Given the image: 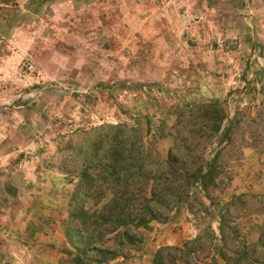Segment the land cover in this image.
<instances>
[{"label": "rangeland", "instance_id": "obj_1", "mask_svg": "<svg viewBox=\"0 0 264 264\" xmlns=\"http://www.w3.org/2000/svg\"><path fill=\"white\" fill-rule=\"evenodd\" d=\"M160 1L167 17L184 14L173 23L176 32L164 38L125 35L118 41L91 35L95 28L71 20L57 30L55 22L44 20L32 38L0 35V147H14V155L38 161L27 167L28 173L44 175L37 195L47 209H56L57 217L72 188L61 168L64 147L79 130L137 121L144 126L146 120L154 129L162 103L168 110L218 100L232 115L237 110L253 114L264 100V0ZM133 8L142 13V0H135ZM113 10L126 16L131 3ZM93 13L95 27V7ZM167 121L172 123L173 116ZM167 146V140L161 142L163 155ZM232 167L235 187L230 185L225 200L235 189L264 191V154L247 150L246 160ZM195 233L190 216L181 214L146 233L145 244L151 251L156 244H180ZM12 240L18 250V239Z\"/></svg>", "mask_w": 264, "mask_h": 264}, {"label": "trees", "instance_id": "obj_2", "mask_svg": "<svg viewBox=\"0 0 264 264\" xmlns=\"http://www.w3.org/2000/svg\"><path fill=\"white\" fill-rule=\"evenodd\" d=\"M260 103L253 114L232 115L218 100L168 110L162 103L154 129L146 120L79 130L61 160L72 186L59 211L70 252L57 264L127 260L141 251L142 231L181 214L190 216L194 237L158 247L150 264H264V191L223 198L232 165L247 150L264 154Z\"/></svg>", "mask_w": 264, "mask_h": 264}, {"label": "crops", "instance_id": "obj_3", "mask_svg": "<svg viewBox=\"0 0 264 264\" xmlns=\"http://www.w3.org/2000/svg\"><path fill=\"white\" fill-rule=\"evenodd\" d=\"M119 2L120 5L117 6ZM125 2L131 3V12L121 16V11H115L113 7L121 8ZM134 2L135 0H0V35L8 38L11 32L14 36L32 38L35 35L33 29L40 26L44 20L49 23L55 22L56 30L63 21L71 20V22L80 23L84 28L86 26L90 29L95 28V31L90 32L91 35L104 34L103 36L112 37L118 41L125 35L141 39H159L170 36L169 32H176L177 27L174 29V24L184 19L182 11H179L180 14L176 16L172 15V18L167 17L163 13L166 5L164 6L160 0L156 2L142 0L144 9L142 13L137 14L133 8ZM207 5L210 6L209 3ZM93 7H95L96 16L93 20L95 27L91 26V20L94 19ZM69 29L58 30L68 32ZM79 34L84 36V33ZM254 49H261V47L255 45ZM0 148L5 150L0 151V264H57L67 256L70 250L63 237L62 222L61 218L57 217L56 209L53 211L47 209L37 195L39 194L37 187L45 184L44 175L38 172L28 173L27 167L33 163L37 164L38 161L34 162L26 156L21 158L20 154L14 155L18 152L13 150L14 147L5 149L2 145ZM36 169L41 171V167ZM3 171H7V174ZM35 181L36 186L30 185ZM62 185L65 184L62 183ZM66 185H68L67 182ZM232 186L235 187V185ZM232 191L231 195L243 193L240 189ZM66 198L67 195L65 200ZM4 225L10 227L7 232L2 230ZM165 225L162 224L163 227ZM155 226L159 224L152 223V230H155ZM148 232L150 233V231H142L144 242L141 251L135 252L127 260L118 258L109 264H127L135 261L137 264L139 261L150 264L152 253L165 244H156L150 251L149 245L145 244ZM192 237L194 236L190 238ZM5 238H7L6 241ZM12 239H18L20 243L18 250Z\"/></svg>", "mask_w": 264, "mask_h": 264}]
</instances>
